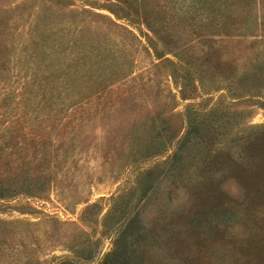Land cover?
Returning <instances> with one entry per match:
<instances>
[{"label": "rangeland", "instance_id": "obj_1", "mask_svg": "<svg viewBox=\"0 0 264 264\" xmlns=\"http://www.w3.org/2000/svg\"><path fill=\"white\" fill-rule=\"evenodd\" d=\"M0 264H264V0H0Z\"/></svg>", "mask_w": 264, "mask_h": 264}]
</instances>
